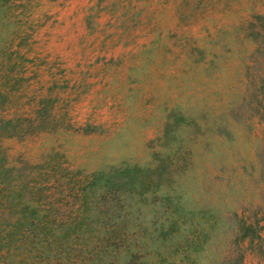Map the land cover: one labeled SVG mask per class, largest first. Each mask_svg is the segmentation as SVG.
Segmentation results:
<instances>
[{
  "label": "rangeland",
  "instance_id": "374dc122",
  "mask_svg": "<svg viewBox=\"0 0 264 264\" xmlns=\"http://www.w3.org/2000/svg\"><path fill=\"white\" fill-rule=\"evenodd\" d=\"M256 13L264 0H0V117H45L0 144L16 179L48 182L38 210L76 216L84 173L136 165L153 181L121 196L131 219L102 222L137 230L135 264L234 253L236 216L264 194V119L246 97ZM34 242L9 240L7 261L42 264ZM121 242L94 264H127ZM258 260L245 251V264Z\"/></svg>",
  "mask_w": 264,
  "mask_h": 264
},
{
  "label": "trees",
  "instance_id": "16d2710c",
  "mask_svg": "<svg viewBox=\"0 0 264 264\" xmlns=\"http://www.w3.org/2000/svg\"><path fill=\"white\" fill-rule=\"evenodd\" d=\"M248 25L250 29L248 34L255 42V47L245 66L249 79V92L246 97L250 110L264 119V15L254 14V19L250 20ZM44 119L45 117L41 115L0 117V136L41 129L44 126L36 120L42 122ZM262 140L259 155L264 180V137ZM135 166L115 167L109 172L99 170L84 173L85 182L74 184L70 192L73 196L79 197L77 207L83 208L81 209L83 211L76 210V216L65 217V213L59 212L57 208L45 207L42 212L38 210L41 200L34 195L35 189L47 187L48 182L38 179L26 180L21 174H18L21 178L16 179L12 173V166L6 163L5 149L0 144V264H11L10 260L7 261V246L9 240L17 238H27L30 243L37 239L38 242H34V245L39 244L38 251L42 264H94V256L104 257L99 260L103 261L108 255L107 247H115V235L116 238L125 241L116 243V247H122L127 251V256L131 257L127 264H135L133 257L135 246L129 241L126 242V239L137 230L131 232L127 225L115 227V222L111 227L102 224L104 219L116 216L124 221L131 219L121 196L132 195L134 192L141 195L153 181L150 172L143 173L142 168ZM36 167L38 168L39 165ZM53 180L56 184L57 179ZM154 184H157L155 180ZM104 196L118 197L115 198V202L120 201L119 207L112 200L108 206L102 203ZM51 201L52 199L46 198L44 204H51ZM88 202L89 210L84 208V203ZM263 221L264 194L262 202L255 209L236 216L235 233L231 240L234 253L230 251L229 255L225 254L209 264H245L244 254L247 249L257 252L264 259V237L261 234ZM191 241L187 244L192 250H196V246ZM46 247L47 249H41ZM96 249H99V254L94 255ZM177 251L178 249L175 248L168 253L175 254ZM185 251L186 253L177 260L171 258L169 264H198L197 258L189 255L186 248ZM253 264H264V262L258 260Z\"/></svg>",
  "mask_w": 264,
  "mask_h": 264
}]
</instances>
